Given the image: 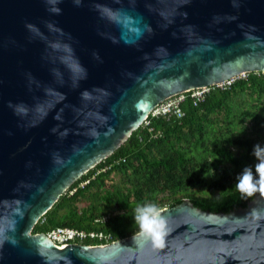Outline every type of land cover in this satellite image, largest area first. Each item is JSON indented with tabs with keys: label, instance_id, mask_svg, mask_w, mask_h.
<instances>
[{
	"label": "water",
	"instance_id": "1",
	"mask_svg": "<svg viewBox=\"0 0 264 264\" xmlns=\"http://www.w3.org/2000/svg\"><path fill=\"white\" fill-rule=\"evenodd\" d=\"M254 72L264 0H0V264H264L260 193L227 213L163 208L159 249L33 233L160 104Z\"/></svg>",
	"mask_w": 264,
	"mask_h": 264
},
{
	"label": "trees",
	"instance_id": "2",
	"mask_svg": "<svg viewBox=\"0 0 264 264\" xmlns=\"http://www.w3.org/2000/svg\"><path fill=\"white\" fill-rule=\"evenodd\" d=\"M182 96L181 117L150 115L148 125L69 187L33 233L71 228L117 241L139 230L133 217L144 204L163 209L189 199L213 213L245 207L258 192L242 197L235 184L243 168L256 163L253 146L264 145V74L211 87L197 105L190 93ZM119 159L123 162L104 170ZM114 172L118 182L107 185Z\"/></svg>",
	"mask_w": 264,
	"mask_h": 264
},
{
	"label": "clouds",
	"instance_id": "3",
	"mask_svg": "<svg viewBox=\"0 0 264 264\" xmlns=\"http://www.w3.org/2000/svg\"><path fill=\"white\" fill-rule=\"evenodd\" d=\"M252 156L256 160L254 166L244 167L236 178L235 189L242 197H252L257 192L264 196V145H254ZM163 212L164 209L151 203L138 206L133 218L139 230L132 234V240L150 244L153 249L163 248L168 234V221Z\"/></svg>",
	"mask_w": 264,
	"mask_h": 264
},
{
	"label": "built area",
	"instance_id": "4",
	"mask_svg": "<svg viewBox=\"0 0 264 264\" xmlns=\"http://www.w3.org/2000/svg\"><path fill=\"white\" fill-rule=\"evenodd\" d=\"M241 77H245L241 76ZM235 80V79H234ZM234 80L228 81L226 83L220 84L218 88H224L226 86H229ZM209 90L208 89H202V90H195L190 93V98L193 99V104L197 105V103L203 101L205 93ZM183 95V94H182ZM179 95L176 97H173L164 103L160 104L152 113V117L157 116H170L171 114H175L177 117L182 116V112L179 109V104L183 100V96ZM143 125H148L147 121L143 123ZM120 162H123L121 159L113 161V163L107 167H105L104 170L110 169L114 165H118ZM46 235L58 246V247H65L66 245L73 244V243H81L85 240H97V245H105L109 244L112 241V238L110 235H105L102 233H86L83 231H78L71 228H56L51 230L50 232L46 233Z\"/></svg>",
	"mask_w": 264,
	"mask_h": 264
},
{
	"label": "rangeland",
	"instance_id": "5",
	"mask_svg": "<svg viewBox=\"0 0 264 264\" xmlns=\"http://www.w3.org/2000/svg\"><path fill=\"white\" fill-rule=\"evenodd\" d=\"M118 180H119V176H118L117 173L114 172V173H112V174L110 175V178H109V180L107 181V185H113V184H116V183L118 182ZM79 206H80V207L83 206V203H80Z\"/></svg>",
	"mask_w": 264,
	"mask_h": 264
}]
</instances>
